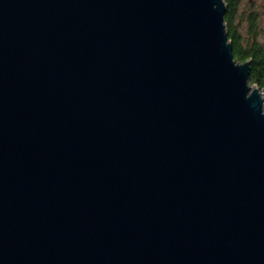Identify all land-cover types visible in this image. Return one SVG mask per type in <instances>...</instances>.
Here are the masks:
<instances>
[{
  "label": "water",
  "instance_id": "water-1",
  "mask_svg": "<svg viewBox=\"0 0 264 264\" xmlns=\"http://www.w3.org/2000/svg\"><path fill=\"white\" fill-rule=\"evenodd\" d=\"M224 0H0V264H264V87Z\"/></svg>",
  "mask_w": 264,
  "mask_h": 264
},
{
  "label": "trees",
  "instance_id": "trees-1",
  "mask_svg": "<svg viewBox=\"0 0 264 264\" xmlns=\"http://www.w3.org/2000/svg\"><path fill=\"white\" fill-rule=\"evenodd\" d=\"M224 16L234 59L250 60V83L264 87V18L257 10H239L240 0H224ZM263 21V22H261Z\"/></svg>",
  "mask_w": 264,
  "mask_h": 264
},
{
  "label": "rangeland",
  "instance_id": "rangeland-1",
  "mask_svg": "<svg viewBox=\"0 0 264 264\" xmlns=\"http://www.w3.org/2000/svg\"><path fill=\"white\" fill-rule=\"evenodd\" d=\"M239 10L244 13L251 10H257L262 18H264V0H240Z\"/></svg>",
  "mask_w": 264,
  "mask_h": 264
}]
</instances>
